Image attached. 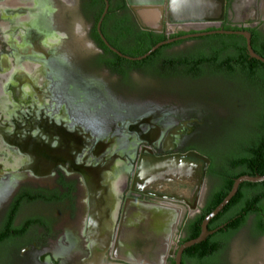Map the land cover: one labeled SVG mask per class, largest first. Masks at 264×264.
Masks as SVG:
<instances>
[{"label": "flooded vegetation", "instance_id": "obj_1", "mask_svg": "<svg viewBox=\"0 0 264 264\" xmlns=\"http://www.w3.org/2000/svg\"><path fill=\"white\" fill-rule=\"evenodd\" d=\"M18 1L9 2L8 6L5 5L7 8L1 7L4 13H1L0 18L9 20V22L12 21L15 24L17 23V19H20L18 21L22 22L23 26L17 23L18 25H11L4 31L11 41V48L16 49L21 56L28 57V55H35L34 45L38 47L39 53L43 54L40 57L44 59L43 66L42 69L38 70L42 76H35L36 72L34 70L36 66L34 68L30 66L33 69L27 68L24 70L31 80L29 87L34 92L37 90L39 97L48 94L46 89L48 77H44L43 73L46 76H50V70L52 72L51 65L55 63L65 68L70 64H76L75 69H81L80 73L93 75L96 78L98 72L103 71L115 77L116 82L110 90L119 99L124 100L125 104L132 103V100L127 98L131 94L127 95L126 92V90H129L127 85L130 84L132 72L129 74V79L127 76L115 74L114 68H111L109 65L114 63L116 57L107 54L103 50L95 34L96 30L104 45L116 54L111 49V47H115L108 40V36H115L114 26L119 22L136 31L165 32L168 36L180 32H184L185 35L197 31L224 30L236 32L235 34H213L208 36H235L236 46L239 48L242 47L244 42L247 46L246 38L239 33L248 32L251 35V45L254 52L264 58V0H214L219 6L218 17L208 22L199 23L206 24V27L184 29L180 26L182 24H174L177 30L171 32L167 27L169 26L168 22H165L169 20L171 0H167L166 4L157 8L158 16L155 21L154 19L150 21L147 17L144 18L142 15L143 8L129 5L127 0H125L127 7L125 9H117L116 11L115 9L121 1L108 0L109 9L106 16L108 13L110 14L103 25L105 16L101 25V32L98 29V24L95 28L94 18L96 14L94 15L91 10L87 9L85 0H61L65 3V9L58 7L54 9V12H49L50 20L52 21L51 30L54 29L52 34L44 32L46 30L43 29L45 28V22L40 24L41 27H39V24H36L38 27L35 28L33 26L34 23L32 24L34 20L32 22L24 21L22 18L27 15L30 7L24 4V6L15 8L14 6L20 5ZM25 1L28 2L30 0ZM46 1L41 3V6L45 7V11H47L45 6ZM48 1L50 3V0ZM70 13L76 15L74 18L79 23L77 26L80 25L83 18L88 19L89 22L91 21L87 37L95 49L92 55H81L82 50H79L76 44L68 41L70 40V32L67 26H63V18L65 17L64 19H66ZM1 25L2 23H0ZM59 31L63 34H58ZM101 35L105 37L110 47L102 39ZM54 36L61 37L56 42L57 44L47 43V39H51ZM194 39L196 38L182 40L180 43L176 41L167 50L182 46L187 42H193ZM18 42H21V45ZM29 44H32V46L28 47ZM115 49L119 51L117 48ZM120 53L122 54L120 57L126 58L125 56L127 55L122 52ZM185 55L169 56L167 54L168 57L172 58ZM250 58L252 57L250 56ZM6 59L2 58V65L6 69H9ZM123 68L129 70L130 66L125 65ZM16 72H20L19 69ZM12 73L15 74V71H12ZM87 79L88 81H81V83L88 85L90 78ZM10 89L17 102H23L21 103L23 107L28 105V110L32 113L30 117L34 120L33 125L35 126H33L32 131L37 135L38 142L45 141V144L39 146H32L29 143L30 141H27L30 144L29 150L33 155L48 159L46 160L48 163L38 164L37 169L43 176H48L53 171L52 176L54 177V181L53 185L28 188L33 191L36 189L43 190L48 200L24 203L14 220V225L17 228H21L28 220L32 219L40 220L43 225H33L24 236L13 239V241L6 245H2L0 249L6 247L9 253L17 255L22 264H25V260L22 258L23 252L34 255L41 251L43 255L39 258V262L42 264H149L120 255L121 237L124 235L126 229L125 221L128 206L148 205L149 209L145 208L148 210L142 213L145 217H152L156 214L155 208L156 210L163 211L172 210L176 213L172 226L170 224L169 243L166 248L165 257L161 263L175 264V258L181 246L201 235L204 219L200 221V216L204 213L205 208L208 207L213 192L219 186L217 178L207 174L211 163L212 146L206 137L210 121L205 119L204 111L197 110L194 107H190V109L169 107L165 111L158 108L153 111V108L145 107V110L140 114L131 115L130 107H125L126 110L122 114L119 112L118 116L123 119L117 123L115 131L106 138H95L93 149L91 153H88L87 151L89 150L88 148L86 149L85 142L86 138H91V136L87 135L81 127H70V123L66 117H61L60 119H57L56 116L50 117L47 109H40L39 104L33 103V100L28 95H25L21 99L19 88L15 85ZM139 100L136 99L137 103L140 102ZM32 103L34 107L33 105L31 106ZM126 106L130 105L127 104ZM15 118L14 116L10 117V119L7 118L6 125L12 126L13 123L10 120L13 119V122L16 124L15 126H18V120ZM6 120L4 119V121ZM6 128L13 131L12 128ZM6 128L2 127L0 131L4 129L2 133L7 134ZM24 131L26 129L19 130L16 134L18 137H23ZM2 133L0 132V143L2 140H5L1 137ZM58 135H60L59 140H53L58 138ZM18 137L17 139L7 140V142L14 145L19 140H26L24 137L22 139ZM66 140L69 143L66 144ZM135 141L137 142L136 146L134 144ZM121 142H124L125 145L120 146ZM20 149L23 148L21 147ZM193 153L209 159L205 170V184L201 188L200 196L195 201L186 200L184 194L173 195L171 193L173 191L157 187L159 185L161 187L163 184L162 182L159 183V181L169 179L166 177L167 175H164L166 171L163 170L166 167L171 168L173 164L175 165L176 162H179L180 165L178 167L180 168L186 163L193 162L188 160L192 159V157L185 158L189 155L198 157V155ZM193 164L195 165L194 162ZM132 179H135V182ZM167 183L174 184V181H167ZM16 196L17 194L10 202L4 219L0 224V233L4 227L2 224ZM52 197L56 200L53 201ZM29 205H32V207L41 205L45 211L42 214L25 216L22 214L23 210ZM214 219L207 226L208 231L213 233L201 243H205V245L191 251H189V248L185 249L182 254V264H203L195 258V255L207 252L212 246H219V252L211 259L206 260L205 264H220L218 261L220 255L222 256L227 247L236 241L248 225L251 226L250 234L252 235V240L257 238L264 239V233L256 234L254 232L258 223V219L255 216H250L247 223L238 231L229 235V237H219V233L226 231L234 221L227 220L226 218ZM59 220L72 223V226H65L62 228L63 231H60ZM139 221H135L133 228L140 227ZM172 221L173 218L171 219ZM218 221L219 224L217 223ZM64 231L73 233L71 234L72 243L62 262L59 263L53 258L51 253L54 249L53 244L62 234H65ZM150 232L152 231L147 230L145 234H151ZM210 240L211 242H209ZM163 247L159 249L160 254L156 255V258L159 260L155 258L157 262L154 261V263L156 264H160L159 257L161 252H163ZM31 260L33 261L34 258L31 257Z\"/></svg>", "mask_w": 264, "mask_h": 264}, {"label": "rangeland", "instance_id": "obj_2", "mask_svg": "<svg viewBox=\"0 0 264 264\" xmlns=\"http://www.w3.org/2000/svg\"><path fill=\"white\" fill-rule=\"evenodd\" d=\"M11 1L14 0H0V16L2 12L4 13L1 7L7 8ZM43 1L45 0H30L28 2L19 0L18 4L20 5L14 7L16 8L27 4L30 9L22 19L26 22H32L34 20L32 24L34 23L33 26L35 28L38 27L36 24H39V27H41L40 24L45 22V28L43 29L46 30L44 32L52 34L54 29L51 30L52 21L50 20L49 12H54V9L58 7L65 9V3L61 0H50L49 3L47 0L45 4L47 11H45V7L41 6ZM193 8L194 6L192 10L196 12V9ZM75 16L73 13H70L66 19H64L65 17L63 18V26H67L70 32V40L68 41L76 44L79 50H82L81 55H92L95 49L87 37V31L91 26V21L89 22L88 19L83 18L80 25L77 26L79 23L75 20ZM18 20L20 19H17L16 22L20 26H23L22 22ZM165 22H168L167 24L169 26L167 27L170 32L177 30L174 24H182L180 26L184 29L206 27V24L198 23L185 26L181 22L171 23L169 20ZM0 23H2L0 26V129L2 127L4 129L6 127L13 129L11 131L6 128L7 134L2 133L4 129L0 131L2 133L1 137L5 139L0 143V224L4 219L10 202L21 189L25 187H45L53 185L54 181V177L52 176L53 171L49 173L48 177L43 176L37 169L38 164L48 163L46 161L48 159L33 155L29 150V145L39 146L45 144V141L38 142L37 135L32 131L34 126V120L30 117L32 113L28 110V105L23 107L21 104L23 102L20 103L15 100L10 89L13 85L19 88L21 99L25 95L30 96L33 103L39 104L40 109H47L50 117L56 116L57 119L66 117L70 123V127H81L87 135H90L91 138L93 137L94 139L90 137L86 138L85 146L89 150H86L88 153H91L93 149L95 138H106L115 131L117 123L123 119L118 116L120 114L119 112L122 114L126 110L125 107H130L131 115L140 114L145 110V107L153 108V111L158 108L165 111L169 107H184L185 109L194 107L197 110L204 111L205 119L210 121L206 137L212 146L211 154L214 157L225 158V161L234 154L241 144H245L249 140V137L254 134V127L256 128L258 124V116L262 105L260 91L255 85L249 84L242 77H229L223 74H216L211 72L210 69L202 72L196 78L185 76L178 67L176 68L177 73L168 69L163 70L160 67H154L148 75L141 71H135L131 75L130 84L127 85L129 90H126L127 95L131 94L127 98L132 100V103H127L130 106H126L125 101L119 99L110 90L116 82L115 77L101 71L98 72L95 78L93 75L80 73L81 69H75L76 64H70L68 67L62 68L54 63L51 65L52 72L50 70V76H46L43 73L44 77H48L46 81L48 94L39 97L37 90L34 92L29 87L31 80L24 70L27 68L33 69L36 66V71L34 70L36 72L35 76L39 77L41 73L38 70L42 69L44 60L40 57L43 54H40L37 49L38 47L33 45V49L35 50L34 56H21L16 49L11 48V41L4 33L8 27L15 23L1 18ZM17 23L15 25H18ZM58 34L63 33L59 31ZM60 39L61 37L54 36L51 39H47V43H56ZM213 42L214 40L211 37L196 38L193 42H187L182 46L167 50L166 54L169 56L186 54L192 57L201 56L202 54L209 55L212 53L211 46ZM18 43L20 44L21 42ZM30 46L32 44L28 45V47ZM2 58H7L9 69L3 67ZM18 69L20 72H16ZM12 71H15V74ZM87 78H90L89 84H82L81 81H88ZM136 99H140V102L137 103ZM4 114L5 116H3ZM9 116L16 117L15 119L18 120L17 123L19 125L15 126L16 124L13 122V119L10 121L14 125H6V119H10ZM23 129H26L27 133L24 131V136H21L26 140H19L14 145L7 142V140L17 139L18 135L16 133ZM23 137L18 138L22 139ZM57 137L53 140H59L60 135ZM27 141H30V144ZM67 143L69 142L66 140ZM134 144L136 146L137 142L135 141ZM124 145V142L120 143V146ZM21 147L23 149H20ZM189 157H192V159H188ZM41 158L42 160H40ZM185 158L195 162V165L193 162L186 163L184 165L186 169L198 168L199 165L196 181L194 183H186L178 180L174 184L165 182L161 187L160 185L157 187L163 190L173 191L171 192L173 195L184 194L186 200L195 201L200 196L201 188L205 184V170L208 166V161H206V157L198 158L193 155ZM9 168L10 170H8ZM56 168L59 169L58 167ZM164 175L168 176L165 173ZM132 180L135 182V179ZM44 211L45 209L41 205H35L33 207L29 205L25 207L22 214L29 216L42 214ZM59 226L61 227L59 230L63 231V227H71L72 223L59 220ZM250 228L251 226L248 225L236 241L227 247L222 256L220 255L218 258L220 264H264V239L257 238L252 240ZM64 232L65 234H62L53 244L54 249L51 253L53 258L59 263L62 262L72 243L71 234L73 233L69 231ZM6 249V247L0 249V264H22L16 254L9 253ZM23 253L22 258L25 260V264H42L39 262V258L43 255L42 251L34 255H29L27 252ZM31 257L34 258L33 261Z\"/></svg>", "mask_w": 264, "mask_h": 264}, {"label": "trees", "instance_id": "obj_3", "mask_svg": "<svg viewBox=\"0 0 264 264\" xmlns=\"http://www.w3.org/2000/svg\"><path fill=\"white\" fill-rule=\"evenodd\" d=\"M120 1L121 3L117 6L115 11L127 7L125 0ZM85 2L87 9H89V11L91 10L94 15L96 14L94 18L96 28L106 6L105 0H85ZM109 14L110 13L106 16L103 25L109 18ZM114 31V37L108 36L110 43L123 54L133 58L145 55L154 46L163 41L176 38L179 35H185L184 32L168 36L165 32L136 31L133 30V28L120 24V22L115 24ZM95 34L103 50H105L107 54L116 57L114 63L109 66L114 68V72L118 76H127L129 79L130 72L133 73L140 70L148 75L154 67H160L163 70L168 69L177 73L176 68L178 67L185 76L196 78L202 72L210 69L211 72L216 74H223L229 77H242L244 80H247L249 84L255 85L260 91L262 95V105L258 116V124L256 128L254 127V134L249 137V140L245 144H241L234 154L228 157L226 161L225 158H218L211 155V163L207 170V174L216 177L219 186L213 192L208 207L205 208L204 213L200 216V221L224 200L231 191L234 181L237 178L245 175H264V63L257 59L250 58L245 42L242 47L239 48L236 46L235 36H207L214 40L211 46L212 53L209 55L202 54L197 57H192L190 55L175 58L168 57L166 51L174 45V43H172L159 48L146 59L131 61L127 58L120 57L117 53L114 54L104 45L96 30ZM180 42H182V40L177 43ZM125 65L130 66V69L125 70L123 68ZM52 198L53 201L56 200L54 197ZM44 200L48 199L44 195L43 190L36 189L33 191L28 188L20 190L13 200L10 211L2 224L4 227L0 233V247L13 241V239L17 237L24 236L33 225H43L40 220L32 219L28 220L21 228H17L14 225V220L20 207L24 203ZM250 216H255L258 219L257 227L254 229V232L256 234L264 233V183L245 182L240 186L235 197L214 219L226 218L227 220L234 221L226 231H221L219 233V237H229V235L238 231L247 223ZM217 223L219 224V221ZM209 242H211V240ZM204 245L205 243L195 245L189 248V251L196 248L198 249ZM218 252L219 246H212L207 252L195 255V258L205 264L206 260L211 259Z\"/></svg>", "mask_w": 264, "mask_h": 264}, {"label": "bare ground", "instance_id": "obj_4", "mask_svg": "<svg viewBox=\"0 0 264 264\" xmlns=\"http://www.w3.org/2000/svg\"><path fill=\"white\" fill-rule=\"evenodd\" d=\"M132 1L136 3L146 2L151 3L152 5H157L160 2V0ZM193 6V9H196V12L192 10ZM218 7V4L214 0H171L169 20L171 23L183 22L185 26L193 23L199 24L203 22H208L218 17ZM156 11H147L146 16L150 21L152 19H154V21L156 20L158 13H156ZM179 165V162H176L175 165L173 164L171 168L166 167V169H164L163 171H166L165 174H168V176L166 177H168L169 179L159 181V183H165L167 181H174L175 183L178 180L186 183H194L197 179L196 177H198L199 165L197 170L196 168L186 169L184 166L178 168ZM145 208L149 209V206H128V213L125 221L126 229L124 235L121 237L120 255L128 259L146 262L149 264H156L154 263V261H156L157 259L156 255H158V253L160 254L159 249L164 246L162 248L163 252H161V255L159 257L161 264L165 257L166 248L168 246L170 238L169 232L174 222V219L176 218V213L172 210L163 211L156 210L155 208L156 214H154L152 217H145L142 214L144 211L148 210ZM172 218L173 221L171 222ZM136 220H140L139 228H133L135 226L134 224ZM147 230H151V234H145V231Z\"/></svg>", "mask_w": 264, "mask_h": 264}, {"label": "water", "instance_id": "obj_5", "mask_svg": "<svg viewBox=\"0 0 264 264\" xmlns=\"http://www.w3.org/2000/svg\"><path fill=\"white\" fill-rule=\"evenodd\" d=\"M127 2H128L129 5L138 6V7L143 8L142 15L145 18L146 14H147V11H156L157 8H160V6L166 4L167 0H160L159 4H157V5H152L151 3H146V2H144V3H140V2L136 3V2H133L132 0H127ZM105 3H106V6H105V9H104V12L102 14V17H101L100 21L98 22V29H99L100 32H101L102 22H103L106 14L108 12V9H109L108 0H105ZM157 12L158 11H156V13ZM157 16H158V13H157ZM181 23H183V22H181ZM235 33L236 32L224 31V30H219V31H197L195 33L186 34L184 36H180V37H177V38H171V39H168L166 41H163V42L157 44L156 46H154L149 52H147L145 55H143L141 57H137V58H133V57H129V56H125V57L127 59L131 60V61H141V60L146 59L147 57L151 56L159 48H161V47H163L165 45H168V44H172V43H174L176 41H179V40H186V39L205 37V36L213 35V34H235ZM239 34L243 35L246 38V40H247V48H248V51H249V55L252 58H255V59H257V60H259V61L264 63V58L261 57V56H258L254 52V50L252 48L251 35L248 32H240ZM101 37L106 42V44L109 46V44L106 41L105 37L103 35H101ZM111 49L115 53H117V54L122 56V54L119 51H117L115 48L111 47ZM193 154L198 155L200 157H203V156H201L199 154H196V153H193ZM206 161H208V163H209V159H207ZM245 182H248V183H264V175H255V176H247V175H245V176H241V177L237 178L234 181L233 187H232L231 191L229 192V194L224 198V200L210 214H208L204 218L203 226H202L203 229H202L201 235L198 238L193 239L191 241H188L184 245L181 246V248L178 251V253L176 255V258H175V264H182V254H183L185 249L193 247V246L198 245V244H201L202 242H204L207 239V237L210 234L213 233V232H209L208 229H207V226H208L209 222L212 219H214L216 216H218L221 213V211L224 210V208L231 202V200L238 193L240 186L243 183H245Z\"/></svg>", "mask_w": 264, "mask_h": 264}]
</instances>
